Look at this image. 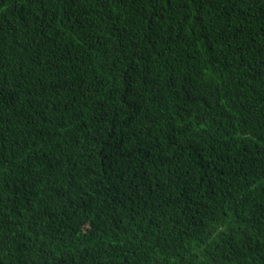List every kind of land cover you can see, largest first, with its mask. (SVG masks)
Instances as JSON below:
<instances>
[{"label":"trees","instance_id":"1","mask_svg":"<svg viewBox=\"0 0 264 264\" xmlns=\"http://www.w3.org/2000/svg\"><path fill=\"white\" fill-rule=\"evenodd\" d=\"M0 264H264V0H0Z\"/></svg>","mask_w":264,"mask_h":264}]
</instances>
